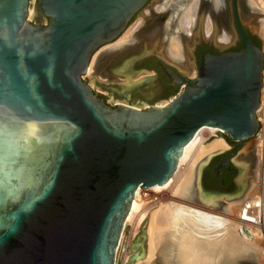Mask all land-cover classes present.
<instances>
[{
	"label": "water",
	"instance_id": "water-1",
	"mask_svg": "<svg viewBox=\"0 0 264 264\" xmlns=\"http://www.w3.org/2000/svg\"><path fill=\"white\" fill-rule=\"evenodd\" d=\"M154 5L0 0V264H115L135 191L165 183L200 128L236 143L258 131L264 53L243 32L237 0L240 49L202 52L191 86L166 106L112 107L93 94L82 77L95 52ZM200 38L202 17L193 46ZM148 55L158 57L140 58ZM236 153L216 168L219 178Z\"/></svg>",
	"mask_w": 264,
	"mask_h": 264
},
{
	"label": "bare ground",
	"instance_id": "bare-ground-1",
	"mask_svg": "<svg viewBox=\"0 0 264 264\" xmlns=\"http://www.w3.org/2000/svg\"><path fill=\"white\" fill-rule=\"evenodd\" d=\"M263 1L264 0H241L243 18H250L254 14L260 12H263L264 15ZM260 3L262 4V8L259 6ZM157 4L158 5L151 7L146 12H142L143 14L140 19L128 30L122 42L107 47L106 49L97 50L91 58V64L89 63L84 75L88 73L93 79L97 80L105 87H111L122 93L129 90L133 83L129 81L130 79L119 82L109 79L110 73L119 71V74H123V69L126 65L130 67L135 59L140 58L141 55L147 52L158 53V55L164 60H167V62L168 60L170 63L175 62L182 69H188L192 65V60L189 58L186 49H191L194 44L199 32L200 17H202V24H204L202 28L203 38H206V40L210 38L214 27L212 18L209 17V20L206 18L209 13L206 14L207 12L204 11H212L211 13L214 15L215 22L220 25L221 29L229 18L227 17L228 0H161L157 2ZM201 10L203 12L199 13ZM167 15L169 18H166ZM203 19H205L204 22ZM174 21H176V23H174ZM261 34L264 36V30H262ZM157 36H160V39H158ZM215 36L218 42H231L230 40L227 41L229 35L224 29L216 31ZM130 57L133 58L127 63L124 62ZM116 69L119 70L116 71ZM143 73L144 71H142L141 75H143ZM146 81L148 80H145V82ZM165 101L166 104L162 106L155 105L164 107L170 100ZM121 105L142 109L125 103H121ZM203 131L207 132V139L202 137ZM221 132H223L221 129L215 127L204 126L200 128L193 139L183 148L172 176L165 183L155 185L149 189L151 193H159V191L172 186L168 201L171 200V197H174L173 195L177 194L178 197H182L183 200L191 198L203 204L205 208L212 209L209 211L203 208L204 206L201 207L186 203H184V205L181 203L180 205L178 203V205H175L176 202L174 204L168 201H159L157 203V200L156 203L158 204V208L152 212L146 230L147 256L149 258L153 256L155 248L159 243L158 241L164 237V230L168 228L180 229V231H178L176 264H215L217 261L216 255L219 257L221 254H225L229 257L230 255L234 256L235 254L246 253L248 256H256L255 258L263 254L259 242L256 239L257 234L260 232L259 229L243 225L239 222L238 215H235L237 207L240 208L239 205H241L243 201L251 198L249 196L253 195L252 197H254L257 194L259 190L257 182L259 179L261 181V176L264 172L261 167V178H259V174L251 169V160L247 155L248 149L237 156L238 164L242 169L241 183L243 187L241 192L226 198L218 196L219 194H216L217 196L212 194L211 196L209 193L203 192L200 187L199 172H201L202 168L208 163L212 156L223 153L221 151L228 147L220 136ZM140 191L141 190L135 191L124 223L125 228V224L134 220L133 233L136 232L141 223L143 211L145 210H142L143 202L141 201L142 197L139 195V193H141ZM187 201L191 203L189 200ZM214 209H221L223 211L220 213L214 211ZM205 211L209 213L206 214ZM215 214L221 217H214ZM135 257L136 255L132 256L131 261H133ZM255 258L253 257V259ZM247 259L248 263L251 264L249 261L250 258Z\"/></svg>",
	"mask_w": 264,
	"mask_h": 264
},
{
	"label": "rangeland",
	"instance_id": "rangeland-1",
	"mask_svg": "<svg viewBox=\"0 0 264 264\" xmlns=\"http://www.w3.org/2000/svg\"><path fill=\"white\" fill-rule=\"evenodd\" d=\"M258 2H260V1H258ZM259 6H260V8H262L261 3ZM142 12L144 13V11H142ZM142 12L138 14V19L121 35V37H119V39H117V41H115L110 46H113L114 44L120 43L124 40V36L128 32V30L130 28H132L136 24V22L140 19L141 15L143 14ZM245 20L246 21H243L244 25L252 23L250 25L249 29L253 33L254 32L257 33V37H258V40L260 43V48L264 52V36H263V34H261L262 30H264L263 12L262 13L260 12L258 14H254L253 16H251L250 18H247ZM132 58L133 57H130L127 60H125L124 62L127 63ZM158 58L161 59L160 57H158ZM161 60H163L165 63L169 64L170 66L176 68L181 74L185 75L186 77H189V76L186 75L185 73H183L182 71H188V70L190 71L191 70V72H190L191 76L192 77L197 76V71H196L194 62L188 69L184 70L175 62L170 63L169 60H168V62H167V60H164V59H161ZM193 65H194L195 70L193 68ZM117 70H119V69H116V71ZM123 70H124L123 74L122 73L119 74V71H117L114 73H110V75H109L110 76L109 79H113L116 82L125 81V80L130 79L129 81H131L133 83L132 87H130L129 90L122 92V93L118 92L117 90H115L111 87H105L103 84H101L97 80L93 79L88 73H86V75H84L82 77V79H83V81H85V83H87L91 87L93 94H95L98 99L104 101L106 104H108L112 107H114L116 104H119V103L120 104L125 103V104H130L131 106H135L137 108H145L147 106H151L152 102H155V104L157 102V105L162 106V105L166 104L165 100H170L174 96L172 94L168 95L166 99H164L163 101L160 102L159 100L162 98H165L164 97L165 95L160 93V89L157 86L158 81L153 79L152 73H143V75H141L142 71L135 72V70H137V69L133 68L132 64L130 65V67H129V65H126ZM145 80H148V81L145 82ZM181 90L182 89L179 88L178 91L174 94L175 95L179 94L181 92ZM256 118L259 122L258 131L256 132V134L252 138L245 140L241 143H236L235 141L231 140L224 132H221L220 136L225 141V143L228 145V147L225 150L221 151V152H223V154L215 156L210 162H208L204 166V168H202L201 172H199L203 192L209 193L211 196H212V194H215V196H217L216 194H219L218 196H223L226 198H229V197L234 196L235 194H238L239 192H241L242 187H243L242 183H241V173H242L241 171H242V169L240 168V166L238 164L237 156L247 149H248L247 155L249 156V158L251 160V169H253L256 173H258L259 178H261L260 173H261V170L264 169V167L261 169V167H262L261 165H263V162H264V160H263V157H264V61H263V70H262V87H261L260 97H259V107L256 110ZM202 137L205 139L208 138L206 131L202 132ZM234 144H236L235 147L237 148V153L231 159L230 163L232 164V166L236 170L235 178H234L235 186L231 188V190L229 191L230 194H227L228 196H224L225 194L216 193L214 191L213 187L205 185L204 181H203L204 180L203 176L205 175V173L207 171H209V169L211 167L210 163L212 161H214L215 158H217L219 156L223 157L227 154L229 155L232 153V151L234 149ZM256 147H257V150H256ZM260 156H262V157H260ZM258 170H259V172H258ZM259 182H260V179L257 182V186L259 185L258 184ZM171 188H172V186L167 187L166 189H164L162 191H159V193H151V194L148 193L145 195H143V191L145 189H139V190H141L140 191L141 193H139V195H140V197H142L141 201L143 202V203L141 202L142 203V210L145 209L143 211V219H142L141 223L139 224L135 233H133V229H134V227H133L134 222L133 221L134 220L125 224V228L123 230L121 240H120L119 246L117 248L115 264H176L177 240H178V236H179L178 231H180V229H178V230H176L174 228L173 229H171V228L165 229L164 230V237H162L158 241L159 243L155 248L153 256L151 258H149L147 256L148 255L147 254L148 253V247H147V239H146V230L148 227L149 218H150L152 212H154L158 208L157 203L159 201L160 202H163V201L167 202L168 201V199L170 198L169 195H170ZM256 188H258V187H256ZM152 194L154 197L152 196ZM173 196L174 197H171V200L168 202H170V203L173 202L174 204L176 202L175 205H178V204L180 205V203L182 205H184V203H186V204H193V205L195 204V205H198L201 207L204 206L203 204H200L199 202H197L196 200H192L191 198L183 200V198L180 196L178 197L177 194L173 195ZM209 196H207V197H209ZM252 196L253 195H251L249 197H252ZM173 198H175V199H173ZM187 200H189L191 203H189ZM156 201H157V203H156ZM201 207H198V208H201ZM203 208H205V206ZM205 209L209 210V211L212 210L211 208H205ZM215 209H214V211H216V212L221 213L223 211L221 209L220 210L219 209L215 210ZM238 209L239 208L237 207V212L235 215H237ZM201 211H203V210H201ZM205 213H206V211H205ZM208 213L209 212H207L206 214H208ZM210 216H213V215H210ZM219 216L220 215H218V214L214 215V217L220 218L221 216L220 217ZM219 221H220V219H219ZM256 239L258 240L259 246L262 249V253H263L260 256H257V258H255L256 256H252V255L248 256L246 253L235 254L236 256L230 255L229 257L225 254H221L219 257H217L218 255H216L217 261L215 264H249L247 261L248 260L247 258H250L249 261L251 262V264H259L260 262H261L260 264H264V261H263L264 260V239H261L259 234H257ZM135 255H136L135 259L133 261H131V257L135 256ZM246 255H247V257H246ZM244 257H246V258H244ZM253 257L256 260L253 259ZM261 259H262V261H261Z\"/></svg>",
	"mask_w": 264,
	"mask_h": 264
},
{
	"label": "flooded vegetation",
	"instance_id": "flooded-vegetation-1",
	"mask_svg": "<svg viewBox=\"0 0 264 264\" xmlns=\"http://www.w3.org/2000/svg\"><path fill=\"white\" fill-rule=\"evenodd\" d=\"M156 1L159 2L161 0H155V5H158ZM232 2H233V0H228L229 4H228V9H227V11H228L227 17H229V18L225 22L226 24L224 23V25L222 26V29H224V31L226 33L228 32V35L230 36V37L228 36V40H227V41L230 40L231 41L230 43L229 42L228 43L227 42H225V43L218 42L216 40V36H215L216 31H221L222 29H221L220 25L217 22H215L214 15L211 13L212 11L211 12H210V10L204 11V12H207L206 14L209 13V15L206 16V18H207V20L210 19L209 17L212 18V20L214 22V27L212 29L210 38H207V40H206V38H203V33H202V38H200L199 41L192 48V53H193V57L195 60L196 71L198 70V58L202 52H207L210 55H216L219 52H233V51H237L240 49L241 39L238 36L237 30H236L235 20L233 17ZM239 4H240V11L238 8V0H237V12H238V19H239L240 26H241L243 32L245 33V35L253 42V44L256 47L260 48V43H259L258 38L253 34V32L248 27H246L243 24V21H246V20L242 16L241 0H239ZM155 5L153 7H155ZM200 12H203V11L201 10V11H199V13ZM166 13H168V12H166ZM37 16H38V18H37L36 23H38V24L41 23L42 19H47V18L43 17L42 15H40L39 13ZM166 18H169V16L167 15ZM205 19H203V22L205 21ZM174 23H176V21H174ZM203 25L204 24H202V28H203ZM214 28H215V30H214ZM202 32H203V30H202ZM212 35L214 36V40H213ZM157 38L160 39V36H157ZM153 53H155V52H153ZM156 54H158V53H156ZM158 57H160V56L158 55ZM158 57L156 55H152V56L148 55L146 57H141L140 59H138L134 62L133 68H136L137 70L143 69V70H148V71L152 72L153 79L158 81V84H157L158 88L165 95L164 96L165 98H162L159 100L161 102L164 99H166L168 95H171L172 93L177 92L179 88L183 89V87H185V86L186 87L191 86L189 81L193 80V78H195V77L191 76V73H190L191 70L190 71H182L183 73H185L186 75L189 76V77H186L185 75H183L179 71H177L174 67L170 66L169 64H167L163 60H161V59H163L162 57H160L161 59H159ZM192 64H193V61H192ZM161 66H165V67L169 68L175 75H177L179 80L182 82V85H178V84L173 83L165 75ZM193 68H194V65H193ZM195 68H194V70H195ZM154 104H155V102L151 103V105H154ZM156 104H157V102H156ZM235 146H236V144H234V148H236ZM227 156H228V154L221 157L218 160L212 161L210 163L211 167H210L209 171H207L205 173V175L203 176V179H204L203 181H204L205 185L213 187V189L216 193H221V194H225V195L230 194L229 191L231 190L232 187L235 186L234 178H235L236 170L232 166V164L229 163L228 168L221 170V178H219L217 175V172H216V168L225 160V158H227Z\"/></svg>",
	"mask_w": 264,
	"mask_h": 264
},
{
	"label": "built area",
	"instance_id": "built-area-1",
	"mask_svg": "<svg viewBox=\"0 0 264 264\" xmlns=\"http://www.w3.org/2000/svg\"><path fill=\"white\" fill-rule=\"evenodd\" d=\"M264 167V162L263 166ZM264 170V169H263ZM264 173V172H263ZM259 183V190L254 197L243 201L238 210V220L243 225L259 229L261 239H264V174Z\"/></svg>",
	"mask_w": 264,
	"mask_h": 264
},
{
	"label": "trees",
	"instance_id": "trees-1",
	"mask_svg": "<svg viewBox=\"0 0 264 264\" xmlns=\"http://www.w3.org/2000/svg\"><path fill=\"white\" fill-rule=\"evenodd\" d=\"M174 93H176V92H174ZM174 93H172V95H175ZM221 157L222 156H219V157L215 158L214 161L220 159Z\"/></svg>",
	"mask_w": 264,
	"mask_h": 264
}]
</instances>
